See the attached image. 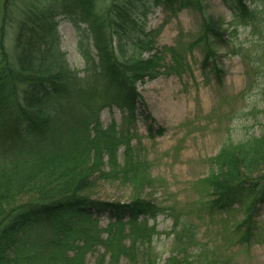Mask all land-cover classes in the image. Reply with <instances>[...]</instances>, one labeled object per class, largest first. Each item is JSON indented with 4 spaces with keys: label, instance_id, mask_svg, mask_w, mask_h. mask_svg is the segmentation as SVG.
I'll return each instance as SVG.
<instances>
[{
    "label": "trees",
    "instance_id": "trees-1",
    "mask_svg": "<svg viewBox=\"0 0 264 264\" xmlns=\"http://www.w3.org/2000/svg\"><path fill=\"white\" fill-rule=\"evenodd\" d=\"M221 2L227 22L208 13L202 0H0V264H80L100 213L116 219L103 243L110 259L133 260L138 245L150 243L145 223L161 211L141 198L150 183L148 167L126 137L125 121L137 120L135 105L144 104L136 88L159 75L163 59L145 26L146 4L194 10L199 34L210 45L226 44L230 54L263 70L264 0ZM58 17L77 32L81 72L68 66L60 50ZM13 24L14 69L7 67L3 46L5 28ZM230 29L247 31L246 43L233 44ZM257 49L262 56L254 61ZM217 57L211 49L200 65L205 69L210 62L208 74L219 84ZM261 102L258 133L224 143L198 183L211 208L239 204L245 224L264 201V97ZM114 106L127 116L104 127L99 112ZM98 179L129 187V202L91 198ZM251 236L249 229L241 232L240 243ZM125 238L130 245H122ZM181 263L175 256L166 262Z\"/></svg>",
    "mask_w": 264,
    "mask_h": 264
},
{
    "label": "rangeland",
    "instance_id": "rangeland-1",
    "mask_svg": "<svg viewBox=\"0 0 264 264\" xmlns=\"http://www.w3.org/2000/svg\"><path fill=\"white\" fill-rule=\"evenodd\" d=\"M202 1L208 13L221 16L226 22L230 20L221 0ZM146 5L145 26L154 35V47L163 52L159 75L136 88L144 104L135 105L136 121L129 120L127 112L114 106L100 110L99 122L104 127L112 122L118 126L122 117L127 116L126 137L147 164L150 177L149 186L141 190V198L161 212L147 219L150 243L139 244L133 260L123 255L109 258L103 243L112 234L108 225L116 219L107 213L96 215L91 242L84 247L82 242L77 243L82 247L80 264H147L152 258L155 264H166L170 256L181 260V264H264V201L253 207L251 222L245 224L246 213L239 204L223 211L211 208V198L204 197L202 185L198 184L207 177L210 160L224 143L229 141L233 145L246 135L258 133L264 69L255 70L239 56L230 54L226 44L210 45L199 34V19L194 10ZM56 21L60 50L65 53L68 66L81 72L84 62L78 50L77 32L65 18L58 17ZM14 26H6L3 41L7 67L12 69ZM246 32L230 29L227 37L239 44L245 40ZM211 49L222 69L219 84L208 74L210 62L205 69L200 65ZM257 50L254 61L262 56L261 50ZM89 195L121 204L129 202L131 193L129 187L118 181L98 179ZM124 229L126 234L127 226ZM181 229L184 235L178 238ZM248 229L252 236L247 243H240L241 232ZM130 243V238L122 241L124 246ZM72 254L68 251V255Z\"/></svg>",
    "mask_w": 264,
    "mask_h": 264
}]
</instances>
